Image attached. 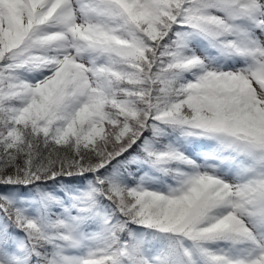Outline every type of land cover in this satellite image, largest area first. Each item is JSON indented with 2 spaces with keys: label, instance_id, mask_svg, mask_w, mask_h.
Listing matches in <instances>:
<instances>
[{
  "label": "snow or ice",
  "instance_id": "6c2138e0",
  "mask_svg": "<svg viewBox=\"0 0 264 264\" xmlns=\"http://www.w3.org/2000/svg\"><path fill=\"white\" fill-rule=\"evenodd\" d=\"M0 264H264V0H0Z\"/></svg>",
  "mask_w": 264,
  "mask_h": 264
}]
</instances>
